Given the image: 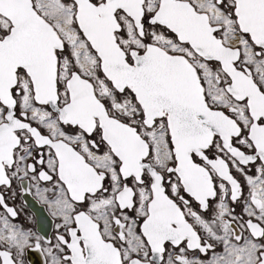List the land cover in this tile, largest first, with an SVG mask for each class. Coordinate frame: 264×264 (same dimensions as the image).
Here are the masks:
<instances>
[{"label": "snow or ice", "instance_id": "1", "mask_svg": "<svg viewBox=\"0 0 264 264\" xmlns=\"http://www.w3.org/2000/svg\"><path fill=\"white\" fill-rule=\"evenodd\" d=\"M0 264H264V0H0Z\"/></svg>", "mask_w": 264, "mask_h": 264}, {"label": "water", "instance_id": "2", "mask_svg": "<svg viewBox=\"0 0 264 264\" xmlns=\"http://www.w3.org/2000/svg\"><path fill=\"white\" fill-rule=\"evenodd\" d=\"M5 195V192L0 188ZM19 199L24 204V206L33 214L34 216V229L37 234L50 236L56 234L54 231L53 217L48 214V210H45V206L37 204L31 195L25 197L19 192ZM11 206L15 207L13 204L9 203ZM26 259L32 261V264H40V259L32 252L26 255Z\"/></svg>", "mask_w": 264, "mask_h": 264}, {"label": "rangeland", "instance_id": "3", "mask_svg": "<svg viewBox=\"0 0 264 264\" xmlns=\"http://www.w3.org/2000/svg\"><path fill=\"white\" fill-rule=\"evenodd\" d=\"M2 190L5 192V196L7 198L8 203L15 205L16 209L20 213L19 218H18V223L23 225L24 228L30 229L33 232L34 231V219L30 216V213L26 209V207H24L20 203V200L18 198L17 191H16L17 188L15 187V185H14V190L16 191V196L14 198H12L11 193L7 192L4 189H2ZM46 209H47V206H46ZM53 219L55 221V224L59 222L56 218L53 217ZM55 230H56V228H55Z\"/></svg>", "mask_w": 264, "mask_h": 264}, {"label": "built area", "instance_id": "4", "mask_svg": "<svg viewBox=\"0 0 264 264\" xmlns=\"http://www.w3.org/2000/svg\"><path fill=\"white\" fill-rule=\"evenodd\" d=\"M17 195H18V198H19V192H20V190L17 188ZM20 200V199H19ZM20 203L24 206V204L20 201ZM15 206V205H14ZM25 207V206H24ZM16 208V207H15ZM27 209V208H26ZM28 210V209H27ZM29 211V210H28ZM29 213H30V216L34 219V216H33V214L29 211ZM54 231H56L55 230V225H54ZM34 233H36L35 232V229H34V231H33ZM37 234V233H36ZM49 237H54V235H50ZM25 261H26V264H32V261H31V259L30 260H28V259H26V257H25Z\"/></svg>", "mask_w": 264, "mask_h": 264}, {"label": "bare ground", "instance_id": "5", "mask_svg": "<svg viewBox=\"0 0 264 264\" xmlns=\"http://www.w3.org/2000/svg\"><path fill=\"white\" fill-rule=\"evenodd\" d=\"M45 210H47L46 209V206H45ZM48 212V211H47ZM48 214H49V212H48ZM50 215V214H49ZM52 217V216H51ZM53 223H54V225H55V221L53 220ZM33 254L36 256V258H39L40 259V264H44V257H43V255L40 253V252H38V251H33Z\"/></svg>", "mask_w": 264, "mask_h": 264}]
</instances>
